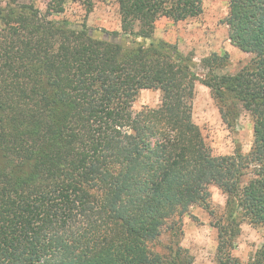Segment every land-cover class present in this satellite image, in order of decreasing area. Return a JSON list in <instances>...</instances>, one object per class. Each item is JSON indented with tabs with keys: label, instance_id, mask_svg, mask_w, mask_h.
<instances>
[{
	"label": "trees",
	"instance_id": "16d2710c",
	"mask_svg": "<svg viewBox=\"0 0 264 264\" xmlns=\"http://www.w3.org/2000/svg\"><path fill=\"white\" fill-rule=\"evenodd\" d=\"M93 1L49 0L43 13L0 0V264H192L179 231L164 253L155 243L177 214L208 206L211 186L226 196L219 264H241L242 224L264 227V0H230L224 20L254 58L230 74L229 54L213 53L200 75L155 30L198 17L201 0H117L112 39L53 17ZM198 82L229 127L251 114L248 155H213L193 120ZM150 89L161 105L136 111ZM250 264H264V245Z\"/></svg>",
	"mask_w": 264,
	"mask_h": 264
},
{
	"label": "rangeland",
	"instance_id": "374dc122",
	"mask_svg": "<svg viewBox=\"0 0 264 264\" xmlns=\"http://www.w3.org/2000/svg\"><path fill=\"white\" fill-rule=\"evenodd\" d=\"M26 2L34 4L45 13L49 0H26ZM201 2L202 13L196 18L177 23L169 20L174 23L173 25H167L166 18L160 19L156 26L158 33L155 38L176 45L185 57L193 60V70L198 75L207 71L202 67V59L213 53L221 55L228 53L230 58L226 71L230 74L239 72L255 55L241 51L232 45L229 39V27L224 20L229 14L230 0H201ZM53 17L56 20L66 19L77 24L86 23L92 35L103 39L113 38L108 33L122 32L117 0H94L90 12H87L85 6L80 3L70 2L66 5L64 13ZM162 31L168 35L166 39L160 37ZM116 39L125 42L126 37L120 35ZM161 100L160 90H143L134 103V109L139 111L144 107L157 108L161 105ZM192 105L193 120L200 127L214 156H231L238 152L248 155L251 152L254 142V120L249 112L241 111L233 126L229 127L223 122L210 89L199 82L196 83ZM210 192L208 206L195 205L185 215L177 214L166 222L160 242L155 243L157 246L154 248L155 251L164 253L166 244L172 239V233L179 231L177 241L184 251H187L192 264H219L218 230L212 225L223 215L226 196L215 186L210 187ZM263 245L264 227H253L248 222H244L232 253L241 264H250L255 253Z\"/></svg>",
	"mask_w": 264,
	"mask_h": 264
},
{
	"label": "crops",
	"instance_id": "0c3cea01",
	"mask_svg": "<svg viewBox=\"0 0 264 264\" xmlns=\"http://www.w3.org/2000/svg\"><path fill=\"white\" fill-rule=\"evenodd\" d=\"M167 19V18H166ZM160 22V21H158ZM158 22L156 23V26L158 24ZM175 23V22H174ZM174 23H172L171 21H169V19L167 20V25H173ZM158 33V27H156V30H155V37H156V34ZM168 36L165 34V31H162V34H160V37H162L163 39H166L165 37ZM157 38V37H156Z\"/></svg>",
	"mask_w": 264,
	"mask_h": 264
}]
</instances>
